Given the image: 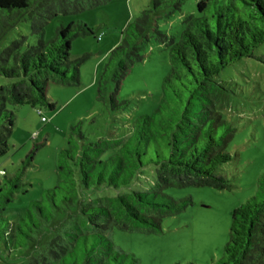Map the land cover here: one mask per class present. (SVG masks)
I'll return each mask as SVG.
<instances>
[{"label": "trees", "instance_id": "obj_1", "mask_svg": "<svg viewBox=\"0 0 264 264\" xmlns=\"http://www.w3.org/2000/svg\"><path fill=\"white\" fill-rule=\"evenodd\" d=\"M109 1L0 0V44L22 24L40 38L50 19ZM185 2L150 0L121 31L97 79V99L104 101L106 85L111 81L118 90L133 64L143 60V46L154 38L168 64L162 98L150 114H129V101L110 93L115 127L106 137L89 141L80 123L70 126L65 147L57 153L56 185L14 219L3 216L4 206L26 193L21 179L32 153L11 175L0 170V242L6 251H21L25 264H136L132 255L113 248L109 231L160 233L162 216L193 203L189 197H167L164 189L232 187L222 167L232 160L228 144L235 130L216 107L228 104L230 90L217 76L241 59L255 58L264 43V0H197L194 13L184 15ZM178 14L175 34L162 32L158 20ZM86 36L93 37V30L69 23L49 41L40 38L31 45L26 36H18L0 51V78L9 82L0 86V157L8 151L14 124L6 106L53 111L46 88L49 82L79 84L85 56L70 60L69 51L74 39ZM255 59L264 64L262 57ZM146 169L156 179L151 196L135 188ZM104 192L111 195L98 196ZM156 196L163 201L156 202ZM217 264H264V172L253 195L233 209Z\"/></svg>", "mask_w": 264, "mask_h": 264}, {"label": "rangeland", "instance_id": "obj_2", "mask_svg": "<svg viewBox=\"0 0 264 264\" xmlns=\"http://www.w3.org/2000/svg\"><path fill=\"white\" fill-rule=\"evenodd\" d=\"M149 1L111 0L79 13L58 15L47 22L40 36L43 41L53 39L56 29L69 23L85 25L93 30L94 36L71 42L69 59L85 56L78 68L79 84L63 86L49 82L46 96L55 106L53 111L47 107L6 106L13 113L14 124L7 140L8 151L0 157V170L11 175L32 153L21 179L26 193L16 194L4 206L3 216L7 219H14L30 202L39 200L44 190L56 185L57 153L65 147L70 126L80 123L89 141L106 137L115 127V116L108 109L110 93L118 101H129L126 111L131 115L150 114L161 100L168 58L154 38L143 46V60L133 64L118 90L110 81L106 85V100L97 99V79L108 53L118 44L124 27L139 16ZM196 1L186 0L182 14L194 13ZM179 15L168 21L159 19L160 30L174 35L179 29ZM18 36H26L31 45L40 39L31 36L28 26L22 24L1 42L0 51ZM254 56L264 59V43L255 50ZM255 58L241 59L217 76L230 90L228 104L216 103V107L229 118L235 130L228 144L232 160L222 167L232 187L222 191L207 187L164 189L162 192L167 197L175 200L189 197L193 203L177 214L162 216L160 233L142 229L109 231L107 237L113 248L132 255L136 264H217L221 258L228 240L231 213L253 195L264 172V64ZM8 84L0 78V86ZM139 177L136 190L151 196L155 176L146 169ZM109 195L110 192L98 194L99 197ZM154 200L159 203L163 198L156 196ZM0 264H25V258L21 251H6L0 242Z\"/></svg>", "mask_w": 264, "mask_h": 264}, {"label": "built area", "instance_id": "obj_3", "mask_svg": "<svg viewBox=\"0 0 264 264\" xmlns=\"http://www.w3.org/2000/svg\"><path fill=\"white\" fill-rule=\"evenodd\" d=\"M100 38V36L98 37V39ZM38 115L40 116L41 115V113H40V111H38ZM41 121H44V118H41Z\"/></svg>", "mask_w": 264, "mask_h": 264}]
</instances>
